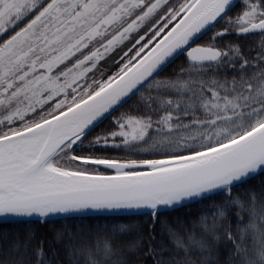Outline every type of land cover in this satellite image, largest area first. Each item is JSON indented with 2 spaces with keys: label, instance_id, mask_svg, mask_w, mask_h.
Segmentation results:
<instances>
[{
  "label": "snow or ice",
  "instance_id": "1",
  "mask_svg": "<svg viewBox=\"0 0 264 264\" xmlns=\"http://www.w3.org/2000/svg\"><path fill=\"white\" fill-rule=\"evenodd\" d=\"M0 264H264V0H0Z\"/></svg>",
  "mask_w": 264,
  "mask_h": 264
},
{
  "label": "trees",
  "instance_id": "2",
  "mask_svg": "<svg viewBox=\"0 0 264 264\" xmlns=\"http://www.w3.org/2000/svg\"><path fill=\"white\" fill-rule=\"evenodd\" d=\"M143 220H144V218H143V217H141V218H140V221H141V222H143Z\"/></svg>",
  "mask_w": 264,
  "mask_h": 264
}]
</instances>
